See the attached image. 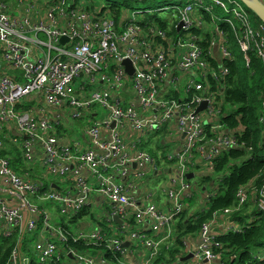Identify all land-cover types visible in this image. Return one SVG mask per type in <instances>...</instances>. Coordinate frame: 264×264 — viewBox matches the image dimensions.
I'll use <instances>...</instances> for the list:
<instances>
[{"label":"built area","instance_id":"2783aa9c","mask_svg":"<svg viewBox=\"0 0 264 264\" xmlns=\"http://www.w3.org/2000/svg\"><path fill=\"white\" fill-rule=\"evenodd\" d=\"M150 1L169 2L148 11L169 13L173 23L162 20L167 29L147 19L146 12L137 21L136 13L104 3L93 8L85 0H0V133L21 149L24 163L40 161L44 176L68 185L44 191L42 181L18 174L6 157L8 145L0 140V181L19 200L11 206L0 196V242L16 231L24 236L41 227L49 239L38 246L40 264H61L63 255L50 235L61 241L65 237L51 228L49 214L35 204L36 199L72 219L92 194L101 195L112 205L111 217L143 225V230H130L128 238L148 251L149 260L143 264H151L162 248L175 244L171 228L192 188L186 175L213 174L223 151L241 147L243 130H229L220 120L228 64L250 69L255 58L264 71L263 24L254 16L256 24L239 0ZM248 1L264 7V0ZM123 61L133 68L131 78ZM203 103L205 109L197 113ZM78 120L86 121L78 133L89 148L62 131ZM259 124H264V95ZM151 139L178 147L166 157L172 164L164 169L175 173L165 189L166 208L151 202L150 194L143 206L132 194L157 173L155 159L142 149ZM260 176L238 190L235 208L202 224L197 247L185 239L183 253L191 258L176 264H224L227 251L211 233V225L220 215L229 218L245 205L264 214ZM218 192L209 193L205 202ZM225 230L241 231L232 221ZM74 240L105 244L121 257L127 252L124 241L98 230L79 231ZM64 257L76 264L106 263L102 257L73 250ZM254 259L264 261V253L257 252ZM28 261L18 248L13 251L11 264Z\"/></svg>","mask_w":264,"mask_h":264},{"label":"trees","instance_id":"16d2710c","mask_svg":"<svg viewBox=\"0 0 264 264\" xmlns=\"http://www.w3.org/2000/svg\"><path fill=\"white\" fill-rule=\"evenodd\" d=\"M65 1L72 2V0ZM88 1V5L93 8L99 7L102 3L95 0ZM115 12L119 13L117 10ZM248 12L254 22L258 24L254 15L249 10ZM147 19L153 20L163 29H167V24L162 21L163 19L158 18L157 14H151ZM205 19L209 21L208 16ZM251 61L250 69L232 63L228 64L230 75L225 81L224 105L222 106L224 112L220 116L221 122L229 130H243L239 139L241 147L223 151L214 162V173L199 176L201 180L199 185L205 184L204 186L221 178L219 192L215 198L206 202L207 207L201 212L192 211L189 207L178 215L173 225L174 246L169 250L162 248L159 255L152 259L151 264H176L184 254L183 242L185 239L197 235L202 224L211 220L216 213L235 208L237 206L236 195L241 187L248 184L257 175H261L258 183L264 179V124H259L260 103L264 95V71L258 60L252 58ZM229 109L230 111L227 112ZM226 112L227 114L224 115ZM158 146L162 149L165 148L160 143ZM48 182H43L45 183L44 191L53 189L54 186L57 187V184ZM86 214L85 207L77 217L69 221H77ZM229 218L230 221L238 225L241 231L239 233L223 232L219 235L218 240L227 251L226 257L222 259L223 263L264 264V261L254 259V255L264 249V214L260 213L257 208H249L248 205H245L241 210L234 211ZM252 218L255 219L251 223ZM61 226L65 232V240L58 243L61 250H73L81 254L91 253L92 256L100 253L99 257H102L108 264H118L120 261L121 256L113 248L105 244H87L83 241H75L74 235L70 234V229L64 225ZM38 230H41V227ZM27 235L21 236L16 231L12 238L1 240L0 264H11L12 253L17 248L24 255L29 253V245L34 241V238ZM29 256L30 264H40L35 256ZM233 258L234 260H232Z\"/></svg>","mask_w":264,"mask_h":264},{"label":"crops","instance_id":"0c3cea01","mask_svg":"<svg viewBox=\"0 0 264 264\" xmlns=\"http://www.w3.org/2000/svg\"><path fill=\"white\" fill-rule=\"evenodd\" d=\"M62 131L64 133H67L68 136H74L72 138H76L78 139V141H82L84 142L83 146L89 148L90 145H88L87 141L82 137V135L79 136L78 130L74 131L72 128L71 129H62ZM158 139H151L147 144L142 145V149H145L148 153H150V155L155 159L156 161V170L157 173H153L152 175H150L149 180H147L145 183L143 182V186L140 187L138 186V190L132 192V194L136 197V199L143 205L145 206V199L147 198V196L150 194L152 200L151 202L155 203L159 208H166V206L168 205V198L166 196L165 193V189H167L170 186V181L172 179H174L175 177V173L171 172H167L164 173V166H161L160 163L157 161V159L152 155V151L151 148L154 144L155 141H157ZM182 142V137L179 138L177 140V145L179 147V145ZM161 144L163 147L166 148L167 147H172L174 148L173 150H177L178 147L176 148V145L174 146H170L167 145V142H162L159 141L157 143V149L158 150H164L165 148H160L158 146V144ZM8 145V150H7V154L6 157L9 159L10 161V166L13 168L14 171H16L18 174L20 175H27L28 177H30L31 179H33V181H48L51 177H47L44 176L43 170L40 167L41 162L37 161V164L34 165L33 164H26L23 162V159L20 157L21 156V149L16 146V145H12L10 142ZM13 149L18 150V154L15 155L13 153ZM150 151V152H149ZM14 154V156L12 155ZM17 159V161H15ZM162 167L163 170V174H165L166 176L162 177V185L161 187L156 186L155 188L160 190V193H156V191L152 190L149 188L148 184L150 181H154V179L158 176H161L158 172V168ZM170 168V167H167ZM34 169L38 170V177L34 176L33 172ZM42 170V171H41ZM171 170V169H170ZM31 171V173H30ZM146 171H148V169H146ZM32 174V175H30ZM86 176V179H88L89 182H92V179L89 177L88 173L84 172L83 173ZM42 179V180H41ZM53 179L58 180L55 184H57V187L54 186V189L56 188H62L64 186H68L67 184L65 185V182L61 183L59 178L53 177ZM193 179V178H192ZM190 181V180H189ZM43 185L45 183H42ZM50 184V183H49ZM53 184V183H51ZM72 186V185H70ZM194 186L192 185V188ZM204 187L203 186L200 188V193L204 191ZM191 188V192L189 197L184 199V209H186V207L189 206V199H191V197L193 196V190ZM195 188H197V186H195ZM0 196L3 197L5 200H7L9 202V204L12 205H17L19 203V200L14 198L8 191V189L6 187H4L0 181ZM191 196V197H190ZM40 207L42 208V210H44L45 212H47L49 214L50 217V221H52L51 215L53 212H55V207L51 204H48L47 202L44 203L43 205L41 204ZM86 207V215H84L81 219L77 220V221H69V224H65L62 222L61 225H64L65 227H67L68 229H70V234L71 235H76L79 231H85V232H91L93 230H98L101 231L107 235H116L120 240L124 241V243L127 245V247L125 248L127 250L126 255L122 256L120 261L118 262V264H143L144 262H146L147 260H149V253L147 250H144V248L139 244L136 243L132 240H129L128 235L136 230H143V225H137L135 223H131L130 225L128 223H124L123 225H117L116 223H114L112 221V217H111V212H112V205L105 199L103 198L101 195H98L96 193L91 195V200L90 202L85 206ZM84 207V208H85ZM183 209V210H184ZM205 208H202L201 210L198 209L197 211L201 212L202 210H204ZM91 212H95L94 214H92ZM91 219L90 221H84V218L88 217ZM24 217L27 218V212L24 211ZM70 220V219H67ZM231 223L230 218H225V216L220 215V217L218 218L216 223H212L211 225V233L214 235H221L223 232H225V227ZM52 226L51 222H50V226H52L54 229H56L57 231H59L60 233H62V235L64 236L65 232L63 231V227L62 226ZM122 227L124 228V233H122ZM131 230V232H130ZM172 230V236L174 237L173 234V226L171 228ZM27 236H30L32 238H34V241L30 243L29 245V253L28 254H22L23 257H28L27 255H33L35 256L37 259L39 257V252H38V246H42V244L44 243V241L46 239H49L48 233L47 231L44 230H37L35 232L32 233H27ZM50 238L52 241H54L57 245L58 251L59 253H61L62 256V260H61V264H76V262L71 259V258H65L64 257V253L66 251L61 250L60 245L58 246V243L61 241L60 237H56L55 235H50ZM186 240L189 241L190 243V247H192L193 249L195 247H197V245L199 244V236L195 235V236H189ZM85 255H89L92 256L91 253H86ZM99 254L92 256L94 258H99ZM188 256V255H187ZM186 257L184 254L181 258ZM101 258V257H100ZM180 259V258H179ZM186 262V261H185ZM108 264V263H105ZM205 264V263H202Z\"/></svg>","mask_w":264,"mask_h":264},{"label":"rangeland","instance_id":"374dc122","mask_svg":"<svg viewBox=\"0 0 264 264\" xmlns=\"http://www.w3.org/2000/svg\"><path fill=\"white\" fill-rule=\"evenodd\" d=\"M82 0H76L77 3L81 2ZM87 3L89 2L88 0H85ZM95 1H100L104 4H109L110 6H114V7H117V8H122L124 10H128L130 13H136V20L139 21L141 20V13L143 12H146L144 14V16L146 17H149V15H155L157 14V17L160 18V19H164L166 20L167 22H170L173 23V20L171 18H168L169 16V13H162L160 14L159 12H155V13H152V12H148V11H151V10H154L156 8V6H162V5H168L169 2H165V1H150V0H146L144 2H131V1H125V0H95ZM165 8V7H164ZM156 11V9L154 10ZM238 56H240L239 54V51H236ZM239 63L240 65L243 66V61H242V58L239 57ZM72 129L74 131H77L79 130V128H83L84 125L86 124V121H72ZM161 139V138H160ZM0 140H2L4 143L6 144H9V141L7 139H5L4 135L2 133H0ZM161 141V140H157L154 142L153 146L150 147L151 148V151H152V155L157 159V161L160 163L161 166H164L165 168L167 167H171V164H169V162L166 160L167 158V155L169 152H173V148L172 147H166L164 150H158L157 149V143ZM13 153L15 155L18 154V150L16 149H13L12 150ZM14 154H12L14 156ZM22 158V154L20 156ZM158 173L161 175V176H158L154 179V181H150L148 186L150 189H152L153 191L155 190L156 193H160V190L156 189L155 187L156 186H159L161 187L162 185V177L166 176L165 174H163V168L162 167H159L158 168ZM31 173V171H30ZM34 176L38 177V170L34 169V172H33ZM32 175V174H30ZM200 174L199 172L195 171V176L193 177V179L190 180V184L194 186L193 188V196L191 197V199H189V206L186 207V208H189L191 207L192 211H196L198 209H202V208H206L207 207V204L205 202V198L207 197V195L209 193H217L218 192V187H220V183H218L217 181L213 183L212 186L210 185H207L204 189L203 192L200 193V188L203 187L205 184L203 185H199L201 180L199 178ZM58 178V177H56ZM60 179V178H59ZM42 180V179H41ZM218 180V179H217ZM49 182L55 184L58 180H55L52 178H50L48 180ZM47 181V182H48ZM48 182V183H49ZM195 186H197V188H195ZM44 203L46 202H43L39 199H36L35 200V204L37 206H40L41 204L43 205ZM192 204V206H190ZM92 214H94L95 212H91ZM51 215V218H52V221H51V225L52 226H60L63 223L65 224H69V220H67L66 218L60 216L57 212V210L55 209V212H53ZM91 219L88 217L84 218V221H90ZM51 226V228H53ZM54 229V228H53ZM145 250V248H144ZM264 253V249L262 251ZM28 258H30L29 255H27ZM30 261V260H29ZM28 261V263H29Z\"/></svg>","mask_w":264,"mask_h":264},{"label":"water","instance_id":"95a60500","mask_svg":"<svg viewBox=\"0 0 264 264\" xmlns=\"http://www.w3.org/2000/svg\"><path fill=\"white\" fill-rule=\"evenodd\" d=\"M248 10H250V12L259 20L260 23L263 24L264 26V7H261V6H257L256 4L252 3V2H249L248 0H239ZM183 26L182 23H179V26H178V29H180L181 27ZM66 41V38H62L60 40L61 43H64ZM122 65L124 66L125 68V71L127 73V75L131 78L132 75H133V68L130 64V62L128 61H123L122 62ZM205 106L206 104L203 103L198 109H197V113L204 110L205 109ZM114 126V125H113ZM167 172H171V170H164V173H167ZM194 177V175L192 173H189L186 175V179L187 180H191L192 178ZM112 221L114 223H116L117 225H123V222L119 219V217L117 215H114L112 216ZM123 248H126L127 245L124 243L122 245ZM71 257V256H69ZM191 258L190 255L186 256V257H183V258H180L178 260V262H185L187 260H189ZM234 260V258L232 259Z\"/></svg>","mask_w":264,"mask_h":264}]
</instances>
